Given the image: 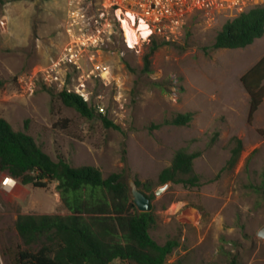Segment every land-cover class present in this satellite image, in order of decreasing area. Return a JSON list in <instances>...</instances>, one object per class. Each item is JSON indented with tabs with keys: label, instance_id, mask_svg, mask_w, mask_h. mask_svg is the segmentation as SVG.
I'll use <instances>...</instances> for the list:
<instances>
[{
	"label": "rangeland",
	"instance_id": "obj_1",
	"mask_svg": "<svg viewBox=\"0 0 264 264\" xmlns=\"http://www.w3.org/2000/svg\"><path fill=\"white\" fill-rule=\"evenodd\" d=\"M67 17V0H0V117L31 135L52 159L94 166L104 178L119 173L142 192L147 181L153 193L163 185L158 175L177 150L198 153L193 170L199 186L171 183L150 201L151 237L160 245L177 242L168 257L173 264H264V239L257 236L264 226V99L249 123V96L240 81L264 55V35L242 49H214L228 18L197 16L178 40L156 49L148 71L150 43L129 49L117 36L65 76L70 88L85 89L91 107L101 96L105 115L96 110L88 120L60 101V90L38 83L26 93L21 82L60 55ZM103 67L106 86L98 75ZM117 84L122 106L113 100ZM185 113L192 114L188 124L165 123ZM101 116L119 129L106 128ZM238 141L242 151L230 166ZM5 178L11 189L1 185ZM52 213H68L56 183L24 186L0 172V264H15L22 246L18 215Z\"/></svg>",
	"mask_w": 264,
	"mask_h": 264
},
{
	"label": "trees",
	"instance_id": "obj_2",
	"mask_svg": "<svg viewBox=\"0 0 264 264\" xmlns=\"http://www.w3.org/2000/svg\"><path fill=\"white\" fill-rule=\"evenodd\" d=\"M264 35V5H258L226 21L216 34L214 49H242ZM169 42L152 39L144 57L148 71L151 55L161 44ZM240 81L249 96L247 120L250 123L264 99V55ZM58 98L82 117L91 120L96 109L81 96L62 91ZM106 128L119 129L105 116ZM192 120L191 113L178 114L166 124L184 126ZM155 127H160L156 125ZM264 136V133L261 132ZM242 151L241 142L231 150L229 165L233 166ZM198 153L177 150L170 164L159 175L160 184L171 182L185 188L199 186L193 162ZM0 172L21 185L46 188L56 183L60 201L68 212L65 215L20 214L15 230L22 246L15 253V264H109L115 259L130 264H173L168 257L177 242L158 244L150 235L155 217L150 208L139 212L130 199L128 185L121 174L112 173L104 178L91 165L73 166L64 156L56 160L46 154L25 131H15L0 117ZM143 193L154 198L149 181L143 184Z\"/></svg>",
	"mask_w": 264,
	"mask_h": 264
},
{
	"label": "built area",
	"instance_id": "obj_3",
	"mask_svg": "<svg viewBox=\"0 0 264 264\" xmlns=\"http://www.w3.org/2000/svg\"><path fill=\"white\" fill-rule=\"evenodd\" d=\"M67 4V42L62 52L45 66L25 74L21 82L26 93H32L40 83L59 92L77 94L88 102L89 95L84 88H70L66 84L68 69L77 67L86 55L93 56L94 52L113 44L117 36L130 49L124 37V24L137 37V44L150 43L152 39L171 43L183 35L197 16L223 14L229 21L255 6L264 5V0H67ZM0 24L4 25V21ZM107 74L104 67L98 74L105 86L110 83ZM116 89L113 100L117 106H122V88L117 84ZM95 109L105 115L101 96H97ZM9 179L5 178L1 185L6 188L5 181ZM109 264L127 262L115 259Z\"/></svg>",
	"mask_w": 264,
	"mask_h": 264
},
{
	"label": "water",
	"instance_id": "obj_4",
	"mask_svg": "<svg viewBox=\"0 0 264 264\" xmlns=\"http://www.w3.org/2000/svg\"><path fill=\"white\" fill-rule=\"evenodd\" d=\"M171 182H166L165 184L159 186L155 191L154 195L159 197L165 190L169 187ZM130 199L137 208L139 212H148L150 211V199L140 191L134 181H130L128 184ZM257 236L261 239H264V226L258 231Z\"/></svg>",
	"mask_w": 264,
	"mask_h": 264
},
{
	"label": "bare ground",
	"instance_id": "obj_5",
	"mask_svg": "<svg viewBox=\"0 0 264 264\" xmlns=\"http://www.w3.org/2000/svg\"><path fill=\"white\" fill-rule=\"evenodd\" d=\"M123 26H124V29H125L124 37H125L127 43L129 44V46L132 48L134 45L137 44V37L135 36V34L133 32H131L130 30H128V28H127V26L125 24ZM10 182H11V180L9 179L7 181V184H8L7 187H6L7 189H8V187L10 188L12 186V184H10ZM13 183H14V181H13Z\"/></svg>",
	"mask_w": 264,
	"mask_h": 264
},
{
	"label": "snow or ice",
	"instance_id": "obj_6",
	"mask_svg": "<svg viewBox=\"0 0 264 264\" xmlns=\"http://www.w3.org/2000/svg\"><path fill=\"white\" fill-rule=\"evenodd\" d=\"M7 183V181H5Z\"/></svg>",
	"mask_w": 264,
	"mask_h": 264
}]
</instances>
